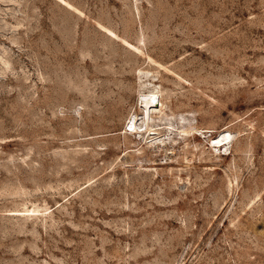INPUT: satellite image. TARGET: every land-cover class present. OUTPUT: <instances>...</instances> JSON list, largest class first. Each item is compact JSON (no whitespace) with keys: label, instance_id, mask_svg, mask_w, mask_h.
Returning <instances> with one entry per match:
<instances>
[{"label":"rangeland","instance_id":"1","mask_svg":"<svg viewBox=\"0 0 264 264\" xmlns=\"http://www.w3.org/2000/svg\"><path fill=\"white\" fill-rule=\"evenodd\" d=\"M0 264H264V0H0Z\"/></svg>","mask_w":264,"mask_h":264},{"label":"bare ground","instance_id":"2","mask_svg":"<svg viewBox=\"0 0 264 264\" xmlns=\"http://www.w3.org/2000/svg\"><path fill=\"white\" fill-rule=\"evenodd\" d=\"M153 92H146L139 94V101L141 103V109H142V124L147 120L149 110L152 108L153 104ZM136 125V122L134 119H130L127 127L131 129ZM130 131V130H129ZM228 139V134L222 133L216 139L212 142V146H217L222 142H225Z\"/></svg>","mask_w":264,"mask_h":264}]
</instances>
